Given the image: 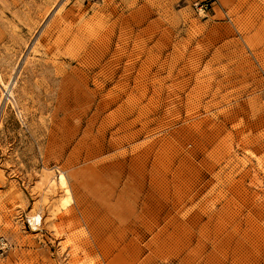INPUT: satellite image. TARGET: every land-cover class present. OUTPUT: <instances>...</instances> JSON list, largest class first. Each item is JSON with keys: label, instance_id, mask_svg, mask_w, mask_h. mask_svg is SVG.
<instances>
[{"label": "rangeland", "instance_id": "374dc122", "mask_svg": "<svg viewBox=\"0 0 264 264\" xmlns=\"http://www.w3.org/2000/svg\"><path fill=\"white\" fill-rule=\"evenodd\" d=\"M0 264H264V0H0Z\"/></svg>", "mask_w": 264, "mask_h": 264}, {"label": "bare ground", "instance_id": "6f19581e", "mask_svg": "<svg viewBox=\"0 0 264 264\" xmlns=\"http://www.w3.org/2000/svg\"><path fill=\"white\" fill-rule=\"evenodd\" d=\"M59 184V186L65 188L66 186V182H65V178L62 176V174H59L58 178H57V182ZM65 192H67V189L65 188ZM68 200V199H67ZM36 223H34L35 225ZM38 224V223H37Z\"/></svg>", "mask_w": 264, "mask_h": 264}]
</instances>
